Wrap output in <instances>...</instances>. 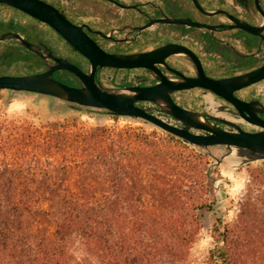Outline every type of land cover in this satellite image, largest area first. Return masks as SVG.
I'll list each match as a JSON object with an SVG mask.
<instances>
[{
  "label": "rangeland",
  "instance_id": "374dc122",
  "mask_svg": "<svg viewBox=\"0 0 264 264\" xmlns=\"http://www.w3.org/2000/svg\"><path fill=\"white\" fill-rule=\"evenodd\" d=\"M64 104L0 90V205L25 208L20 264L40 261L69 192L133 264H264V160L210 173L211 156L164 131Z\"/></svg>",
  "mask_w": 264,
  "mask_h": 264
},
{
  "label": "flooded vegetation",
  "instance_id": "af4514ba",
  "mask_svg": "<svg viewBox=\"0 0 264 264\" xmlns=\"http://www.w3.org/2000/svg\"><path fill=\"white\" fill-rule=\"evenodd\" d=\"M39 1L60 12L80 29L78 31L83 36L107 54L149 56V53L167 44H178L189 49L194 62L213 78L241 75L264 64V0ZM62 61L74 64L83 73L91 70L88 55L52 25L22 8L0 2V75L41 74ZM165 61L186 77L197 75L196 63L184 55H171ZM162 70L166 75L177 77L175 72ZM52 76L69 86L82 85L75 73L64 68L55 69ZM94 78L109 88L153 86L157 82L144 68L100 65L94 70ZM202 92L203 89L195 88L175 92L172 96L181 106L203 112L208 105H202L199 97ZM235 94L246 101H259L264 106V96L258 93L255 86ZM208 96L211 97V94ZM138 104L150 113L181 126L177 120L165 115L156 103L140 101ZM234 112L227 102V120L241 119ZM213 114L221 117L219 112L213 111ZM212 122L223 129L232 128L223 122ZM238 125L245 128L240 122Z\"/></svg>",
  "mask_w": 264,
  "mask_h": 264
},
{
  "label": "water",
  "instance_id": "95a60500",
  "mask_svg": "<svg viewBox=\"0 0 264 264\" xmlns=\"http://www.w3.org/2000/svg\"><path fill=\"white\" fill-rule=\"evenodd\" d=\"M0 2L22 8L32 16L52 25L91 59L89 73H83L74 64L62 61L41 74L0 75V90L49 96L62 103L96 111L98 113L96 119L101 121L106 115L120 116L129 121L155 127L211 156L214 161L210 166V173L218 165L224 166L228 172H233L249 162L264 160V106L259 101H246L235 94L237 91L255 86L258 93L264 96V64L241 75L213 78L207 76L202 67L194 62L189 49L178 44H167L149 53V56L107 54L90 42L88 37L83 36L82 32L78 31L79 28L65 19L60 12L39 0ZM247 30L256 33L255 30ZM23 42L32 47L30 43ZM175 54L184 55L196 63L197 75L186 77L173 66H169L165 59ZM98 65L127 69L144 68L157 82L153 86L105 87L94 78V70ZM57 68L75 73L82 81L81 87L69 86L54 79L52 73ZM162 68L175 72L177 77L164 74ZM195 88L203 89L199 97L202 99V105H208L205 107L207 112L183 107L172 96L175 92L181 93ZM207 93L211 94V97ZM140 101L156 103L165 115L177 120L181 126L150 113L138 104ZM227 102L232 105L234 114L241 118L236 120L237 123L235 120H227ZM210 110L212 112H209ZM213 111L221 113V117L214 115ZM212 121L223 122L232 128L223 129ZM239 122L245 128L239 126ZM210 177L212 178L211 174ZM224 181H226L224 178L219 180L212 178L213 188H217ZM231 183L227 181L225 184Z\"/></svg>",
  "mask_w": 264,
  "mask_h": 264
},
{
  "label": "trees",
  "instance_id": "16d2710c",
  "mask_svg": "<svg viewBox=\"0 0 264 264\" xmlns=\"http://www.w3.org/2000/svg\"><path fill=\"white\" fill-rule=\"evenodd\" d=\"M69 193L71 204L58 220L53 239L45 238L40 243L48 241L49 244L40 249V261L34 264H133L135 258L116 254L110 240L104 244L98 233L96 214L90 211L91 202L84 199L81 192ZM10 202L0 205V264H20L16 248L22 238V209L25 208L17 195H13ZM221 254L223 261H227L223 252Z\"/></svg>",
  "mask_w": 264,
  "mask_h": 264
}]
</instances>
